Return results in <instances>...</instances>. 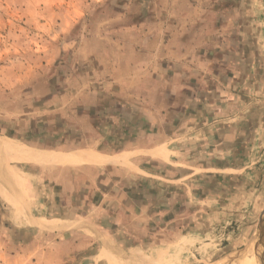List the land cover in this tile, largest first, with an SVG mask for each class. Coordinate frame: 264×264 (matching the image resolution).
<instances>
[{
    "label": "crops",
    "instance_id": "crops-1",
    "mask_svg": "<svg viewBox=\"0 0 264 264\" xmlns=\"http://www.w3.org/2000/svg\"><path fill=\"white\" fill-rule=\"evenodd\" d=\"M213 10L129 19L113 45L84 35L55 81L1 106V140L99 159L44 174L0 148V264H186L234 236L264 155V67Z\"/></svg>",
    "mask_w": 264,
    "mask_h": 264
},
{
    "label": "rangeland",
    "instance_id": "rangeland-1",
    "mask_svg": "<svg viewBox=\"0 0 264 264\" xmlns=\"http://www.w3.org/2000/svg\"><path fill=\"white\" fill-rule=\"evenodd\" d=\"M190 3L193 16L198 19L207 17L206 10L216 7L211 12L212 18L226 26L216 31L224 28L244 38L247 34L249 50L256 45L252 55L264 67V0H0V110L2 105H11L20 96L31 94L34 88L55 81L56 78L51 77L55 67L63 66L65 58L72 53V45L82 36L92 38V42L103 37V42L111 45L112 41L117 43L118 38H123L124 32H120L119 27L129 19L144 20L147 16L149 21H154L162 18V14L168 17L170 6L179 10L174 14L177 17ZM231 21L235 23L232 25ZM230 25L233 28L227 29ZM260 72L259 84L264 87V70L261 68ZM261 94L263 107L257 113L264 115V92ZM259 144L263 150L264 138ZM65 151L69 150L60 147L55 150ZM11 165L26 174L35 171L33 164L14 162ZM248 166L250 185L240 195L241 198L246 196V202L240 203L245 218L230 224L233 228L229 230L234 236L226 232L224 244L220 245L222 249L211 254L201 252V262H193L191 256L185 254L186 264H240L243 258L249 264L252 258L248 252L264 245L260 231L264 226V155L251 159ZM55 168L59 166L42 164L36 169L44 174L53 170L57 175L62 173L63 169Z\"/></svg>",
    "mask_w": 264,
    "mask_h": 264
},
{
    "label": "bare ground",
    "instance_id": "bare-ground-1",
    "mask_svg": "<svg viewBox=\"0 0 264 264\" xmlns=\"http://www.w3.org/2000/svg\"><path fill=\"white\" fill-rule=\"evenodd\" d=\"M0 148H3L9 152L17 153L20 157L22 156L26 160L34 161L36 163L45 164V165L46 164H51V165L67 164V165H70V164H73L74 161H77V162L82 161V160H78V159H81L82 157H87L88 160H89V157H95V159H99V158H96L94 153L81 152V153L77 154V158H76L77 160L74 159L75 157H64L62 159L56 160V159H52L53 158L52 156H51L52 157L51 158L50 156H48L44 153L32 151L31 149H27L26 147L25 148L18 147L16 145H14L12 142H7V141L1 140V139H0ZM84 160H85V158H84ZM88 160H85V161H88ZM77 164H79V163H77ZM248 253H249V256L252 258L251 259L252 261H250L248 259L251 264H263L264 260L262 261V259L264 257V245L261 248L258 247V249H256L255 251H249ZM236 264H238V263H236ZM240 264H246V259L243 258V260L240 262Z\"/></svg>",
    "mask_w": 264,
    "mask_h": 264
},
{
    "label": "water",
    "instance_id": "water-1",
    "mask_svg": "<svg viewBox=\"0 0 264 264\" xmlns=\"http://www.w3.org/2000/svg\"><path fill=\"white\" fill-rule=\"evenodd\" d=\"M261 235H264V226L260 228Z\"/></svg>",
    "mask_w": 264,
    "mask_h": 264
}]
</instances>
